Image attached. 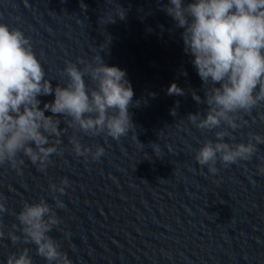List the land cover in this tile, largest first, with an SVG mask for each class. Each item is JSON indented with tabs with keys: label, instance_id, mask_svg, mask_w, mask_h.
Returning <instances> with one entry per match:
<instances>
[{
	"label": "clouds",
	"instance_id": "9594fccd",
	"mask_svg": "<svg viewBox=\"0 0 264 264\" xmlns=\"http://www.w3.org/2000/svg\"><path fill=\"white\" fill-rule=\"evenodd\" d=\"M164 10L183 29V51L194 58L191 62L203 82L204 98L195 92L192 98L205 104L207 111L203 117L197 112L187 119L198 129L216 130L215 139L206 140L196 150V162L216 174L218 163L229 166L251 161L257 145L264 144V136L249 133L247 142L235 144L225 142V137L230 136L228 128L240 126L238 114H250L264 102V0H169ZM116 16L124 19V10ZM94 60L82 68L66 62V84L53 87L30 38L19 28L0 23V166L8 164L20 174L27 157L44 172L50 157L62 152L60 138L69 128L74 130L69 143L75 155L85 159L91 155L93 160L103 156L105 149L97 145L93 151L76 133L105 134L115 140L127 135L134 126L129 113L134 91L126 72L106 65L100 55ZM53 94L54 100L41 108L38 97ZM167 94L182 96L185 92L172 83ZM175 113L174 108L171 114ZM258 115L264 120V114ZM62 120L64 128L60 127ZM154 151L158 155V149ZM257 173L264 175V164L257 166ZM68 185L63 178L59 187H49L52 193L64 194ZM53 200L56 208L64 207L55 195ZM5 213L9 209L0 196V220ZM9 214L15 215L18 224L13 223L5 233L0 222V241L7 238L13 245L21 241L34 245L36 255L47 264H72L49 235L60 220L45 199L25 202L18 213ZM30 251L24 247L9 254L6 264H33Z\"/></svg>",
	"mask_w": 264,
	"mask_h": 264
}]
</instances>
